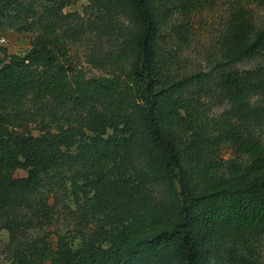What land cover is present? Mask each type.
Here are the masks:
<instances>
[{"label":"trees","instance_id":"obj_1","mask_svg":"<svg viewBox=\"0 0 264 264\" xmlns=\"http://www.w3.org/2000/svg\"><path fill=\"white\" fill-rule=\"evenodd\" d=\"M46 1L31 23L16 25L28 10L22 3L1 24L33 35L23 54L0 48V212L21 211L25 228L50 222L57 176L63 188L69 180L76 199L92 190L86 215L99 221L75 236L57 235L54 247L45 235L28 242L11 264H212L215 235L264 232V66L222 75L214 97L225 110L201 117V96L164 81L154 63L158 28L150 3L164 0H117L141 27L136 52L131 63L125 53L93 59L107 73L99 78L85 76L73 60L84 36L80 14L64 13L66 0ZM1 3L4 17L14 5ZM252 4L264 0L230 4L242 56L264 50V29L254 38ZM28 95L64 108L65 120L42 118L34 134L23 108ZM224 146L248 157L247 173L216 175L211 156ZM16 169L27 176L15 178Z\"/></svg>","mask_w":264,"mask_h":264},{"label":"rangeland","instance_id":"obj_2","mask_svg":"<svg viewBox=\"0 0 264 264\" xmlns=\"http://www.w3.org/2000/svg\"><path fill=\"white\" fill-rule=\"evenodd\" d=\"M8 1L14 6L5 8L4 14L2 13L4 17H0V48H4L8 54H23L30 48L33 33L2 28L1 24L8 23L10 17L17 14L16 7L22 3L27 5L28 10L22 12V19L15 21L16 25L31 23L34 13L41 11L42 5L47 1L5 0L7 3ZM66 1L62 11L77 12L81 16L84 36L80 43L73 46L71 52L75 64L85 76H107L106 70L98 68L93 59L103 58L108 54L125 53L129 63L132 62L136 52L133 39L141 27L128 11L127 5L117 0ZM230 4L231 0H164L150 3L158 28L154 44L155 66L164 81L180 82L187 95L201 96L203 104L198 111L201 117L219 116L225 110L214 97L216 84L222 75L234 70L264 66V50L242 56L235 44L230 24ZM251 8L255 38L264 29V5L252 4ZM2 55L0 51V56ZM32 99V95H28L23 108L28 111L26 115L34 134L38 133L42 118L50 122V115L54 114V120L60 123L65 120L64 108L52 102L35 103ZM51 127H54L53 123ZM178 140L187 141L182 133ZM211 158L216 163L215 172L219 177H240L247 173L250 164L248 157L233 153L229 146L216 149ZM13 176L26 177L27 171L16 169ZM52 178L54 187L49 192L48 203L55 212L50 222L25 228V225L19 224L23 216L21 211L0 212V264H11L22 246L39 237L45 235L46 241L54 247L57 235L75 236L79 229L85 231L99 221L97 217L86 215L89 211L85 200L92 195V190H81L76 199L70 192L71 184L68 179L63 188L57 176ZM159 191L158 199H161L163 184ZM224 232V235H215L210 242L209 257L212 264H264V232ZM151 264L176 263L172 258H163Z\"/></svg>","mask_w":264,"mask_h":264}]
</instances>
